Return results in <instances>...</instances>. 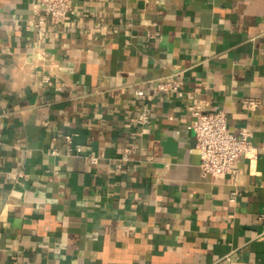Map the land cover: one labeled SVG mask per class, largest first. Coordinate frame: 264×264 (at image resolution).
Returning a JSON list of instances; mask_svg holds the SVG:
<instances>
[{"label":"crops","instance_id":"1","mask_svg":"<svg viewBox=\"0 0 264 264\" xmlns=\"http://www.w3.org/2000/svg\"><path fill=\"white\" fill-rule=\"evenodd\" d=\"M69 4L0 0V264H264V0ZM193 105L251 133L235 179Z\"/></svg>","mask_w":264,"mask_h":264},{"label":"built area","instance_id":"2","mask_svg":"<svg viewBox=\"0 0 264 264\" xmlns=\"http://www.w3.org/2000/svg\"><path fill=\"white\" fill-rule=\"evenodd\" d=\"M69 9V0H41V6L34 5L33 8L35 14L40 15L37 20H33L34 25L39 27L46 22L59 24L66 18ZM157 88L162 91H179L174 74L165 77ZM137 94L142 96L144 91L138 90ZM188 108L193 116L189 127L194 131L196 147L200 152L201 174L212 177L229 174L232 179H235V163L241 156L254 154V147L250 141L251 133L247 128H242L237 134L231 132L227 115L223 110L209 111L194 105ZM135 120L139 123L148 122L149 112L142 110ZM65 141L71 143V136L66 135ZM76 150H80L79 145H76ZM52 153H56V150ZM124 158H128L127 154ZM91 159L96 161V157H91Z\"/></svg>","mask_w":264,"mask_h":264}]
</instances>
